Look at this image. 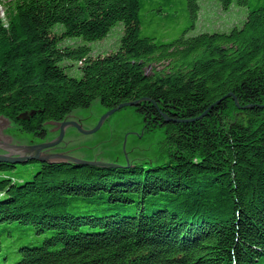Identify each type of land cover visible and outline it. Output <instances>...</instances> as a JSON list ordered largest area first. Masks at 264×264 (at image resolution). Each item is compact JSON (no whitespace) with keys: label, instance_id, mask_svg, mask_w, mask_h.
<instances>
[{"label":"trees","instance_id":"1","mask_svg":"<svg viewBox=\"0 0 264 264\" xmlns=\"http://www.w3.org/2000/svg\"><path fill=\"white\" fill-rule=\"evenodd\" d=\"M197 1L187 0L193 15ZM217 1L227 11L235 0ZM237 2L250 9L241 28L164 43L140 36L142 0H0V116L43 138L97 102L149 99L134 110L146 132H165L154 165L0 164V173L38 165L26 182L0 180V264H11L2 239L12 224L45 236L12 264H264V0ZM117 23L116 53L61 45L102 41ZM64 60L80 64V79ZM220 100L199 120L164 123Z\"/></svg>","mask_w":264,"mask_h":264},{"label":"rangeland","instance_id":"2","mask_svg":"<svg viewBox=\"0 0 264 264\" xmlns=\"http://www.w3.org/2000/svg\"><path fill=\"white\" fill-rule=\"evenodd\" d=\"M248 1L252 7H256L261 0ZM172 2L171 7H168L166 0H142L143 7L140 12V36L142 38H155L157 42L171 43L180 38L186 30H188L185 35L187 38L205 33H228L234 28L242 27L250 10L248 7L240 6L237 0L227 11L221 8L217 0H198L199 10L193 15L188 8L187 0H172ZM3 10L1 9V15L5 20ZM63 32L64 28L61 25H57L53 29V34L59 37L62 36ZM123 32L124 25L117 23L102 41L87 43L81 38H68L63 40L61 45L72 48L88 45L92 50V57L105 56L118 52ZM60 66L65 68L69 77L75 79L82 77L78 62L64 60ZM165 67L158 66L156 69L163 71ZM146 73L151 74L152 70L147 68ZM107 111L97 102L89 109L75 111L73 115L76 123L86 130H91L96 127ZM61 124V121L51 124L56 130L54 133L49 132L48 138L42 144L58 139ZM145 129L146 125L143 123L142 116L136 113L134 108H126L110 116L100 129L92 135H83L77 130L75 131L73 127H68L63 142L58 145L64 147L63 145L66 144L65 148L53 152L57 151L54 150L58 147L56 146L44 149L43 153L68 155L63 150L69 149L73 151L72 155H68L70 157L122 167L133 166L134 164L154 165L161 163L165 138L164 129L157 128L151 132H146ZM2 132L10 136L13 144L17 147L35 146L38 143L34 139L35 136L22 133L18 128L7 127ZM57 133H59L58 136ZM7 152L10 151L0 150V153ZM37 169L38 165L36 164L18 166L13 172L0 173V180L14 178L18 183L26 182L33 177ZM10 231L11 236H3L2 253L10 255L11 264L20 259V254H17L19 248L22 246H39L45 239L44 235H35L30 226L12 224Z\"/></svg>","mask_w":264,"mask_h":264},{"label":"water","instance_id":"3","mask_svg":"<svg viewBox=\"0 0 264 264\" xmlns=\"http://www.w3.org/2000/svg\"><path fill=\"white\" fill-rule=\"evenodd\" d=\"M222 100L217 101L216 103L211 105L209 107V109L207 111H205V113H203L197 119L175 120V119L167 117L166 115H163L164 123L169 124V123H191V122H194L196 120H199V119L205 117L208 114V112L211 111L212 109H214L216 106H218ZM145 101L146 102H152L149 99H142L140 101L124 103V104H122L116 108L108 110L101 117V119L98 122V124L96 125V127L91 129V130L84 129L80 124H78L76 122H72V123L64 122L60 126V135H59L57 140L50 142V143H45V144L35 145V146H20V147L15 146L13 144L12 138L10 136L3 134L2 131H3V129H5L7 127H13V128H17V127L14 126L13 124H11V122L7 118L0 116V150L2 149V150L10 151L9 153L8 152L7 153H0V164H9V165L15 166V165H25L28 162L32 161V162L40 163V164H74V165H82V166H94V167H99V168H104V169H107V168H115V169L116 168H129L131 166L122 167V166L114 165V164H106L104 162H97V161L88 162V161H84L81 159L70 157L68 155H64L62 153L44 154L43 150L56 147L60 143H62L63 139L65 137V131L68 127L76 128L78 130V132L83 134V135H92V134L96 133L100 129V127L103 125V123L110 116L115 114L116 112L121 111L122 109H126V108H136L142 102H145ZM234 101L236 103V106L239 109L246 110L248 108H251V107L239 106V103H238L236 98H234ZM51 124H53V123H50L49 125H51Z\"/></svg>","mask_w":264,"mask_h":264},{"label":"flooded vegetation","instance_id":"4","mask_svg":"<svg viewBox=\"0 0 264 264\" xmlns=\"http://www.w3.org/2000/svg\"><path fill=\"white\" fill-rule=\"evenodd\" d=\"M74 118H75V116L73 115V114H70L69 116H67L63 121H61L62 123L63 122H66V123H72V122H75V120H74ZM57 123H60V122H57ZM57 128V127H56ZM73 129L76 131L77 129L76 128H74L73 127ZM56 130V129H55ZM54 128H53V125H49L48 126V129H47V131H46V133H45V136L42 138V137H34V139H36L35 141H38V143L36 144V145H38V144H42V143H44L45 142V140L48 138V136H49V132H52V133H54ZM78 131V130H77ZM58 134L59 133H57V136H58ZM56 136V137H57ZM55 137V138H56ZM30 145H32V144H30ZM33 145H35V144H33ZM65 145L66 144H64L63 146L64 147H62V146H58V147H56L54 150H57V151H53V152H58L60 149H62V148H65ZM64 152H67V154L68 155H72V153H73V151L72 150H69V149H65V150H63ZM52 152V153H53Z\"/></svg>","mask_w":264,"mask_h":264}]
</instances>
